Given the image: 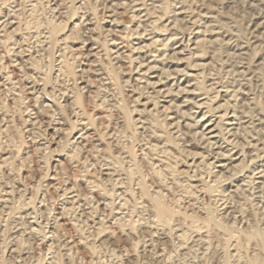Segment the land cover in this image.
I'll use <instances>...</instances> for the list:
<instances>
[{
    "label": "rangeland",
    "instance_id": "1",
    "mask_svg": "<svg viewBox=\"0 0 264 264\" xmlns=\"http://www.w3.org/2000/svg\"><path fill=\"white\" fill-rule=\"evenodd\" d=\"M0 264H264V0H0Z\"/></svg>",
    "mask_w": 264,
    "mask_h": 264
},
{
    "label": "bare ground",
    "instance_id": "2",
    "mask_svg": "<svg viewBox=\"0 0 264 264\" xmlns=\"http://www.w3.org/2000/svg\"><path fill=\"white\" fill-rule=\"evenodd\" d=\"M134 12H135V11H134ZM192 24H193V23H192ZM194 26H195V25H194ZM193 31H194V30H193ZM90 36H91V35H90ZM92 38H93V37H92ZM116 53H118V52H116ZM118 54H119V53H118ZM113 55H114V54H113ZM140 62H141V61H140ZM141 63H142V62H141ZM138 64H140V63H138ZM145 74H146V73H145ZM143 77H144V76H143ZM139 80H140V79H139ZM146 80H147V79H146ZM146 80H145V81H146ZM147 81H148V80H147ZM157 81H158V80H157ZM148 82H149V81H148ZM154 82H155V81H154ZM162 83H163V82H162ZM160 85H161V84H160ZM150 88H151V87H150ZM181 92H182V91H181ZM187 92H188V91H187ZM188 93H189V92H188ZM186 95H187V94H186ZM182 96H183V95H182ZM183 97H184V96H183ZM175 98H176V96H175ZM188 98H189V97H188ZM171 99H172V98H171ZM186 99H187V98H186ZM172 101H174V100H171V102H172ZM187 102H188V101L185 100V101H184V104H187ZM177 104H178V103H177ZM180 104H181V103H180ZM172 107H173V106H172ZM179 108H180V107H179ZM58 130H59V129H58ZM201 140H202V139H201ZM206 140H207V139H206ZM201 142H202V141H201ZM201 144H202V143H201ZM200 146H201V145H200ZM205 146H206V145H205ZM212 147H213V146H212ZM200 150H201V149H200ZM218 158H219V157H218ZM217 161H218V160H217ZM220 161H221V160H220ZM223 164H224V163H223ZM259 173H260V172H259ZM159 211H160V210H159Z\"/></svg>",
    "mask_w": 264,
    "mask_h": 264
}]
</instances>
